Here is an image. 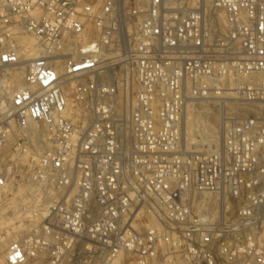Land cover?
I'll return each mask as SVG.
<instances>
[{"label":"built area","instance_id":"1","mask_svg":"<svg viewBox=\"0 0 264 264\" xmlns=\"http://www.w3.org/2000/svg\"><path fill=\"white\" fill-rule=\"evenodd\" d=\"M27 185L7 264H264V0H0V196Z\"/></svg>","mask_w":264,"mask_h":264},{"label":"rangeland","instance_id":"2","mask_svg":"<svg viewBox=\"0 0 264 264\" xmlns=\"http://www.w3.org/2000/svg\"><path fill=\"white\" fill-rule=\"evenodd\" d=\"M210 103L212 104V102H207V104ZM184 143L186 146L185 140ZM11 146L12 142L10 141L4 151V156L7 158H10L12 155ZM188 150L194 151L193 149ZM28 188L29 185L25 186L22 193L18 195L15 194L14 196L9 197L0 196V264H7L6 253L9 245L15 240L27 237L31 233L33 227L36 226V223L32 219L27 216L21 217L17 211L22 203L30 204L31 202V198L26 192V189ZM22 228H25L24 231ZM84 260L85 258L77 255L71 256L62 262H55L50 257L44 256L37 260H30L29 264H83Z\"/></svg>","mask_w":264,"mask_h":264},{"label":"bare ground","instance_id":"3","mask_svg":"<svg viewBox=\"0 0 264 264\" xmlns=\"http://www.w3.org/2000/svg\"><path fill=\"white\" fill-rule=\"evenodd\" d=\"M249 108L235 107L234 112L239 115L246 114ZM219 115L216 106L211 103L196 105L188 110L183 122V139L186 141L187 149L204 152L213 151L221 146Z\"/></svg>","mask_w":264,"mask_h":264}]
</instances>
